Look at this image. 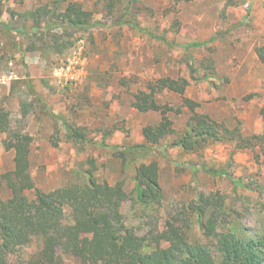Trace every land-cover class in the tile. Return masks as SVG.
<instances>
[{
	"label": "rangeland",
	"instance_id": "1",
	"mask_svg": "<svg viewBox=\"0 0 264 264\" xmlns=\"http://www.w3.org/2000/svg\"><path fill=\"white\" fill-rule=\"evenodd\" d=\"M55 1L0 0V110L8 115V130L33 138L30 160L37 187L50 192L85 185L92 170L99 182L123 184L130 199L122 213L138 228L133 208L137 184L112 148L144 143L143 129L159 125L161 110L170 108L174 134L138 162L159 165L162 215L181 206L192 211L200 194L214 195L223 202L220 229L263 232L264 140L252 137L264 138V0H67L92 12L100 25L87 31L67 27L61 21L65 3L54 21L41 17V28L35 29L26 13L53 9ZM194 42L206 44L190 47ZM165 78L186 80L184 95L161 89ZM142 93H152L162 109H137ZM184 99L199 104L195 112ZM196 112L238 128L257 145L239 148L224 141L200 153L169 147ZM66 123L86 140L71 138ZM8 137L0 128L2 175L15 167V151L5 146ZM211 170L227 171L244 186ZM4 195L9 196L7 182ZM208 215L200 220L193 214V242H207L200 222ZM39 247L27 248L25 258ZM67 261L79 264L73 257Z\"/></svg>",
	"mask_w": 264,
	"mask_h": 264
},
{
	"label": "trees",
	"instance_id": "2",
	"mask_svg": "<svg viewBox=\"0 0 264 264\" xmlns=\"http://www.w3.org/2000/svg\"><path fill=\"white\" fill-rule=\"evenodd\" d=\"M67 0H56L54 8L40 7L26 13L40 29L41 17L54 21L60 5ZM61 21L72 29L87 31L100 24L93 20L92 12L75 2L67 3ZM134 28H138L135 24ZM206 43L194 42L190 47ZM160 88L184 95L188 82L169 78L160 80ZM154 90V88H151ZM142 95V96H141ZM195 112L199 104L184 99ZM136 108L142 112L160 111L151 94L137 97ZM168 110H161L159 125L143 129L144 143L115 149L114 157L121 160L123 170L131 171L136 181V197L133 200L135 216L140 220L138 228L130 226L122 213V206L129 194L122 183L111 186L99 182L88 170L90 177L85 185H70L50 192L38 188L31 172L32 136L9 128L8 115L0 110V128L8 131L5 140L7 150L15 151V167L11 174L0 172V264H71L73 257L79 264H264V231L256 232L242 228L240 233L232 229H220L223 202L218 196L200 194L190 205L164 210L163 189L160 183L159 165L156 161L138 164L148 158L155 147L169 135L174 134L173 122ZM264 115V107L262 108ZM70 137L75 141L86 140L81 130L66 123ZM263 141V135L252 140ZM236 142L239 148L255 147L243 137L238 128L230 129L207 115L195 113L187 124L183 136L170 143L187 153H200L206 146L217 142ZM227 176L234 186H244L241 178L227 171H212ZM7 182L9 196L4 195ZM191 211V212H190ZM199 219L206 243L193 242L190 238L192 216ZM143 231L140 234L138 230ZM39 243L37 251H25Z\"/></svg>",
	"mask_w": 264,
	"mask_h": 264
}]
</instances>
